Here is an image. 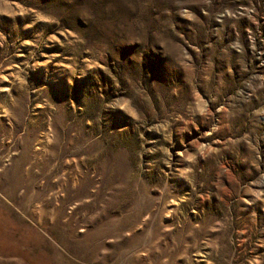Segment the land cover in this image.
I'll use <instances>...</instances> for the list:
<instances>
[{
	"label": "rangeland",
	"instance_id": "374dc122",
	"mask_svg": "<svg viewBox=\"0 0 264 264\" xmlns=\"http://www.w3.org/2000/svg\"><path fill=\"white\" fill-rule=\"evenodd\" d=\"M0 264H264V0H0Z\"/></svg>",
	"mask_w": 264,
	"mask_h": 264
}]
</instances>
